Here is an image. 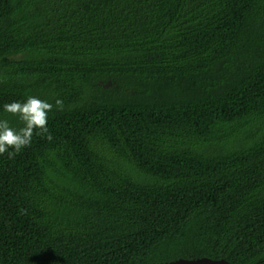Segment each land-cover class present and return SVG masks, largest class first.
I'll return each mask as SVG.
<instances>
[{
	"label": "trees",
	"instance_id": "obj_1",
	"mask_svg": "<svg viewBox=\"0 0 264 264\" xmlns=\"http://www.w3.org/2000/svg\"><path fill=\"white\" fill-rule=\"evenodd\" d=\"M28 96L0 264H264V0H0V119Z\"/></svg>",
	"mask_w": 264,
	"mask_h": 264
},
{
	"label": "clouds",
	"instance_id": "obj_2",
	"mask_svg": "<svg viewBox=\"0 0 264 264\" xmlns=\"http://www.w3.org/2000/svg\"><path fill=\"white\" fill-rule=\"evenodd\" d=\"M53 107V104L35 96H28L25 102L5 103L4 112L19 117L23 127L14 129L6 119H0V155L7 153L9 158H12L23 148L30 146L36 129L40 130L38 134L47 133L48 113L53 110ZM55 107L62 110L63 101L57 99ZM48 138L51 139V136L49 135Z\"/></svg>",
	"mask_w": 264,
	"mask_h": 264
},
{
	"label": "water",
	"instance_id": "obj_3",
	"mask_svg": "<svg viewBox=\"0 0 264 264\" xmlns=\"http://www.w3.org/2000/svg\"><path fill=\"white\" fill-rule=\"evenodd\" d=\"M161 264H229L226 261H213L208 258L203 259H179L177 261L161 263Z\"/></svg>",
	"mask_w": 264,
	"mask_h": 264
}]
</instances>
